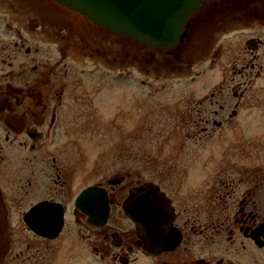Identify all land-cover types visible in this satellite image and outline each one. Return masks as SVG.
<instances>
[{
	"label": "flooded vegetation",
	"instance_id": "1",
	"mask_svg": "<svg viewBox=\"0 0 264 264\" xmlns=\"http://www.w3.org/2000/svg\"><path fill=\"white\" fill-rule=\"evenodd\" d=\"M40 1L0 0V264L20 257L19 264H264V161L255 147L228 146L218 155L216 146L207 159L180 170L164 163L152 176H134L122 166L90 182L93 171L86 170L96 149L79 144L81 137L103 136L118 120L114 111L122 100L105 112L111 91L102 81L83 79L104 78L112 68L122 79L124 43L136 49L129 62L153 66L158 74L185 77L195 60L206 63L191 76L193 85L221 68V49L211 53L215 35L256 23L264 28V0L256 10L242 1L205 2L189 17L184 39L167 51L124 38L53 0ZM49 37L59 44L56 50L41 48ZM262 48V34L244 40L215 89L191 111L197 119L187 124L188 137L218 138L236 127L240 136L253 133L255 142L264 138V91L253 95L264 71ZM72 54L103 65L78 70L65 64ZM242 109L252 113L241 115ZM80 181L86 184L73 189ZM152 192L164 200V210L156 209L159 217L147 223L167 231L169 241L168 248L151 251V238L138 233L126 208ZM64 235L69 240L50 246ZM59 246L62 258L53 257Z\"/></svg>",
	"mask_w": 264,
	"mask_h": 264
},
{
	"label": "rangeland",
	"instance_id": "2",
	"mask_svg": "<svg viewBox=\"0 0 264 264\" xmlns=\"http://www.w3.org/2000/svg\"><path fill=\"white\" fill-rule=\"evenodd\" d=\"M235 1H242L254 10L260 6V0ZM33 2L36 5H41L40 0H33ZM1 28L2 33L5 34L6 31L3 26ZM236 29L227 32L225 35H215L217 38L211 53L217 48L221 49L222 56L218 61V66H221V68L216 67V70L211 73L207 72L205 76L197 78L198 81L193 85L189 83L191 76L205 71L206 63L196 62L197 60H195L190 74L185 77L172 76V74H166L163 71L158 74L152 68L153 66H143L128 61L132 55H136L135 47L129 43H124V53L127 54L126 60H128H125L123 68L119 69L123 72L124 77L122 79L115 77L118 74L116 68H112L110 70L112 74L107 75L112 77L102 78L103 74L97 73L88 79H83V81L90 80L91 82L102 81L107 87L104 91H111L105 95L108 102L104 108L105 112H110L116 102L122 100L114 111L118 120L113 121L114 126L111 131H107L103 136L98 133L95 137H85V140L84 137L80 138V145H91L96 149V155L93 154L89 159V166L92 164L93 167L86 170L87 172L93 171V178L84 177L90 179V182L95 179L103 180L105 177L121 171L122 166H124V172H130L134 176H152L153 174L150 173L154 172V167L164 163L176 166L180 170L182 164L186 162H200L207 159V155H211V150L216 149V146L219 151L218 155H220L228 146L235 149L241 145H251L255 147L257 160L264 161V153L261 152L264 146H259L264 142V138L260 137V140L255 142L253 138L249 139L253 133H244V136H240L237 134L238 129L236 127L224 130L221 133L222 136L218 138H191L187 136V124L192 119H197L195 114H191V111L195 112V109L199 107L197 103L215 89L223 76V69H227L230 63L237 59L240 50L243 49L244 40L256 34H262L264 37V28L257 23L251 25V27ZM3 37L5 36L2 35V40H4ZM53 37L45 39L46 43L41 48L47 49L46 51L56 50V46H59V44L56 43ZM77 43L81 45L79 41ZM33 44L35 45V42ZM114 47L120 50L119 45ZM69 54L70 52H67V55ZM259 54H264V48L259 50ZM146 57L148 61L155 58L153 56ZM262 60L264 66V56ZM183 63H188V60L184 58ZM65 64L77 66L78 70L94 69L103 65L99 59H85L77 57L76 54L67 57ZM68 69L69 73H76L71 72L72 70L69 67ZM230 77L231 74H228V80H230ZM263 91L264 71L262 77L253 83V95L262 96ZM212 108L216 109L217 107L213 105ZM189 110L190 113H188ZM240 113L241 115H249L252 111L242 109ZM261 115L264 117V114ZM84 184L86 182L83 181H80V184L74 183L73 189L82 187ZM68 237L67 235L62 236L59 241L51 243L50 246L59 245V242L69 240ZM60 247L54 250L53 257L62 258ZM20 259L21 257L17 258L13 264H19ZM70 260L72 261V256ZM54 261L55 259L48 260V263L54 264ZM64 261L66 262V260ZM24 264H30V262L27 261Z\"/></svg>",
	"mask_w": 264,
	"mask_h": 264
},
{
	"label": "water",
	"instance_id": "3",
	"mask_svg": "<svg viewBox=\"0 0 264 264\" xmlns=\"http://www.w3.org/2000/svg\"><path fill=\"white\" fill-rule=\"evenodd\" d=\"M94 23L144 46L167 51L186 36L189 16L201 4L213 0H55ZM90 191V192H89ZM89 194L93 190H89ZM88 194V195H89ZM155 192L139 196L126 208L128 216L136 223L138 233L150 237L149 250L168 248L167 231L150 227L147 220L158 218L157 210L164 206ZM162 204V205H161ZM159 208V209H158ZM157 209V210H156ZM142 211L150 212L147 216ZM155 221V220H154ZM153 223V222H152ZM62 226V219L53 228V237ZM152 228V229H150ZM40 235H46L37 231ZM49 235V234H48Z\"/></svg>",
	"mask_w": 264,
	"mask_h": 264
}]
</instances>
